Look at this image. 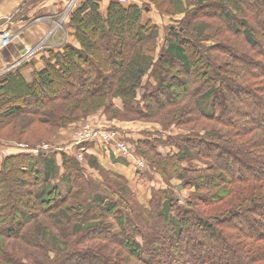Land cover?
Wrapping results in <instances>:
<instances>
[{"label": "trees", "instance_id": "1", "mask_svg": "<svg viewBox=\"0 0 264 264\" xmlns=\"http://www.w3.org/2000/svg\"><path fill=\"white\" fill-rule=\"evenodd\" d=\"M68 15L76 45L0 79V146H28L0 158V264H264V0H83ZM156 16L174 23L164 36ZM100 114L94 129L151 126L129 141L168 186L148 207L93 143L83 161L37 149Z\"/></svg>", "mask_w": 264, "mask_h": 264}, {"label": "crops", "instance_id": "2", "mask_svg": "<svg viewBox=\"0 0 264 264\" xmlns=\"http://www.w3.org/2000/svg\"><path fill=\"white\" fill-rule=\"evenodd\" d=\"M109 1L110 0H102V6L105 7ZM81 3H83V0H3L0 3V29L7 28L11 31L12 25L14 28L16 27L15 32H17L20 37L19 40L15 42L17 43L16 48L13 49V46L10 44L8 47L0 50V79H2L6 73L14 72V69L20 68V74L29 81L32 79V71L40 70L43 66L42 58L47 57L48 50H52L56 53L61 52L65 44L76 45L72 34L73 31L67 27L69 16H67L61 26L58 27L61 19L59 14L63 13L69 4L75 8ZM36 16H42V18L49 16V19L48 21H42L37 24L34 22L35 18H37ZM31 45L34 47H39L41 45L40 49L42 50L40 54L33 55L24 63H18V58L23 54L25 48ZM96 117L97 116H93V118ZM91 118H88L82 126L77 128L72 127L69 131L61 132L59 140L62 139L66 133L73 134L74 130L77 131L82 127H92L91 124L93 121L90 120ZM102 123H105L104 118L102 119ZM130 125L123 124V122L111 124L115 130L121 133L123 139H127L126 137L128 136L125 135L126 133L124 130L129 128ZM131 135L132 140H141L139 135L132 134V132ZM127 141L129 142L130 140L127 139ZM64 143L65 142H62V144ZM67 146L69 145L65 144L64 147ZM98 148H100L101 151ZM93 152L102 167L134 184L138 199L140 201H147L150 191L149 184L145 180L139 178L137 180L128 162L118 157H113L112 153L105 149V147L102 148L94 145ZM3 156L1 152L0 158H3ZM103 160L104 163L102 164Z\"/></svg>", "mask_w": 264, "mask_h": 264}, {"label": "rangeland", "instance_id": "3", "mask_svg": "<svg viewBox=\"0 0 264 264\" xmlns=\"http://www.w3.org/2000/svg\"><path fill=\"white\" fill-rule=\"evenodd\" d=\"M120 2H122V3H126V1H128V0H119ZM74 7L71 5V4H69V6L67 7V9H65V11H63V13H60L59 14V16H61L60 18V22H59V26L58 27H60L61 26V24H62V22L67 18V16H69L68 14L70 13V11L73 9ZM37 18H35V20H34V22L35 23H37V24H39V23H41L42 21H48V17H43L42 18V16L41 17H39V16H36ZM44 18H47V19H44ZM51 18V17H50ZM156 20L159 22V24H161V21H160V18L159 17H157L156 16ZM174 23L173 22H168L167 20L165 21V23L162 25L161 24V27H162V34H163V36H164V34H165V27L167 26H170V25H173ZM2 30H6V31H8V32H10L11 33V35L13 36L12 37V40H11V42H10V44L13 46V49L14 48H16L17 47V43H15V42H17V40H19V37H20V35L19 34H17V32H15L16 31V27L14 28V26H12L11 25V31H10V29H2ZM3 48H5V47H2V48H0V50H3ZM41 48V45L39 46V47H34V46H28V47H26L25 48V50H24V52H23V54L18 58V63H24V62H26L30 57H32L33 55H36V54H40V52H41V50L42 49H40ZM26 52H27V54L29 55V54H31L30 56H28L27 54H26ZM29 52V53H28ZM25 54L28 56V58H25ZM26 56V57H27ZM24 58V59H23ZM33 106L34 105H32V103L30 102L29 104L27 103V105L24 107V108H27V109H32L33 108ZM115 108L117 107V108H119V107H121V104H120V102L118 101V100H115V106H114ZM97 117L96 118H91L90 120L91 121H93V123H92V125L93 126H98V127H102L103 126V124L104 123H102V119L103 118H106L105 116H103V114H100V115H96ZM117 122H123V124H126V125H130L131 123V125H130V127L129 128H126V130H124V132L126 133L125 135H127L128 137H126L128 140H132V135H131V132H132V134H136V135H139L140 136V138H141V140H145V138H143L144 136L143 135H145L146 133H145V131H147L149 128H151V126H149V124H141V123H138L137 121H120V120H112L110 123L112 124V123H114V124H116ZM102 123V124H101ZM8 130H9V128H7V127H5V126H2V128L0 129V138H2L3 137V139L4 138H6V139H9L10 137H11V132L9 133L8 132ZM76 130H74V132H75ZM74 132H73V134H70V133H66V135L62 138V139H60V140H57L56 142H52L51 140L50 141H45L44 143H40V144H38V146H37V149L38 150H41V151H44V149L46 148V147H49V148H47V149H49V150H52V149H54V150H56V151H60V149L61 148H63L64 146H65V144H67V145H69V142L71 143V142H73V138H74ZM126 139V140H127ZM132 141H134V140H132ZM62 142H65L64 144H62ZM6 143H8L9 144V146L11 145V146H13V147H7V146H4L3 145V147H1L0 146V156H1V152H2V155H4V156H7L8 155V153L10 152V149H17V148H20V146H19V143H12V142H6ZM91 143H93V142H91ZM129 143V142H128ZM22 145H24V144H22ZM93 145H95V143H93ZM129 145H130V147H131V149L132 150H134V152H135V154L134 155H136V150H135V146L134 145H132V144H130L129 143ZM24 146H26L27 148H28V146L27 145H24ZM99 150H100V148H98ZM101 151V150H100ZM46 152V151H45ZM116 155V154H115ZM137 156V155H136ZM104 163V160L102 161V164ZM134 166V165H133ZM133 166H131V170H133V172L135 173L134 175H135V177H137V180H138V178L139 179H142V180H145L146 182H148V184H149V188H150V191H149V196H148V199H147V201L145 202V201H140L139 199H138V195H137V191H136V189H135V186H134V184H132V183H128L129 185H130V187H131V191L132 192H134V194H135V197H136V199H138V201L139 202H142V203H144L147 207H148V204H149V202H151V200H152V190L154 189L155 191L156 190H159V189H164V188H166V187H168L167 186V184L166 183H164V182H162V180H159V183L157 182V181H151L150 180V178L148 177V175L145 177L144 176V174H145V172H147V173H149L150 174V170L148 169V167H147V164H146V162H145V167H144V169H142L141 171L140 170H136V169H134L133 168ZM103 175H104V173H103ZM168 182L170 183L169 185H174L175 186V183H174V179H171V178H169V180H168ZM154 184L156 185V186H154ZM154 186V187H153ZM174 195H175V197L177 196V197H179L178 199H179V202L181 203V204H183L184 203V199H186V192L184 191H176L175 193H174Z\"/></svg>", "mask_w": 264, "mask_h": 264}, {"label": "built area", "instance_id": "4", "mask_svg": "<svg viewBox=\"0 0 264 264\" xmlns=\"http://www.w3.org/2000/svg\"><path fill=\"white\" fill-rule=\"evenodd\" d=\"M12 35L6 30L0 29V48L8 47L12 40ZM29 53V52H28ZM27 54V52H26ZM25 54V58H28L31 54ZM27 56V57H26ZM24 59V58H23ZM88 142L95 143L96 146L108 148L111 146L113 148L112 155L113 157H118L136 170H142L145 167V162L141 160L138 156L134 155V150L131 149L130 145L124 142L121 133L118 130H106V129H94L90 126H85L80 128L74 133V140L71 142V145L63 147V150H73L75 147L80 146L76 158L79 161H83V153L85 151V144ZM21 147L27 148L24 145H19ZM46 147L44 151L48 150ZM116 154V155H115Z\"/></svg>", "mask_w": 264, "mask_h": 264}]
</instances>
